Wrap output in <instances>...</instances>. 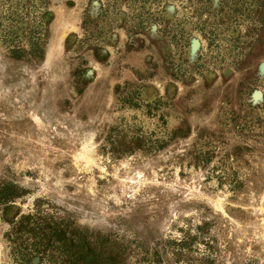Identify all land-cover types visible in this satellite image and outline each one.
<instances>
[{
	"label": "rangeland",
	"instance_id": "obj_1",
	"mask_svg": "<svg viewBox=\"0 0 264 264\" xmlns=\"http://www.w3.org/2000/svg\"><path fill=\"white\" fill-rule=\"evenodd\" d=\"M195 1L0 0V264H264L262 57Z\"/></svg>",
	"mask_w": 264,
	"mask_h": 264
},
{
	"label": "flooded vegetation",
	"instance_id": "obj_2",
	"mask_svg": "<svg viewBox=\"0 0 264 264\" xmlns=\"http://www.w3.org/2000/svg\"><path fill=\"white\" fill-rule=\"evenodd\" d=\"M169 1V0H166ZM182 3V1L180 2ZM201 13L208 9L212 21V47L216 49V57L220 65L221 75L228 76L231 69L228 66L238 65L244 61L259 59L256 76L262 81V91L253 93V100H264V0H196ZM169 15H175V6L171 3L164 9ZM203 13V15H204ZM202 17V16H201ZM192 50L202 47L199 39L191 42ZM224 44L228 54L220 56L219 49ZM214 72H211L212 75ZM41 259L34 257L32 264H39Z\"/></svg>",
	"mask_w": 264,
	"mask_h": 264
}]
</instances>
